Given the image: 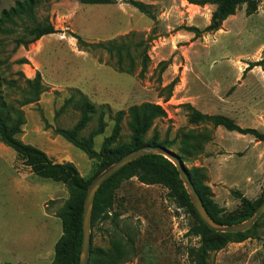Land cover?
<instances>
[{"label":"rangeland","instance_id":"1","mask_svg":"<svg viewBox=\"0 0 264 264\" xmlns=\"http://www.w3.org/2000/svg\"><path fill=\"white\" fill-rule=\"evenodd\" d=\"M17 1L23 0H0V16ZM129 1L84 5L78 0H36L35 22L17 18L16 32L0 34V93L23 114L18 138L57 163H73L89 179L96 161L56 133L78 123L81 97L96 107L83 136L97 129L103 114L106 128L94 140L97 152L111 136L119 111L126 115L116 145L130 141L129 108L156 104L166 116L154 122L147 139L156 129L160 141H175L170 149L177 153L183 135H210L204 150L185 165L202 170L213 200L226 215L240 210L242 198L258 201L264 190V142L210 123L192 124L189 107L224 115L228 106L222 100L233 94L235 121L264 133V66L245 73L249 63L264 59V0L258 16L247 18L243 5L220 31L201 37L184 27L206 28L215 5L136 0L147 6L146 14ZM47 20L59 33L16 48L24 27ZM75 35L93 46L82 47ZM109 44L118 50L110 52ZM21 59L28 63L20 64ZM38 73L41 94L34 101L33 85L26 79L33 81ZM71 97L74 102L63 108ZM168 194L163 185H146L137 177L125 180L115 197L113 214L119 218L103 213L92 219V249L109 250L120 242L127 255L124 264H191L188 251L201 242L190 234L197 221ZM69 196L63 183L35 175L0 141V264H51L63 234L58 214ZM208 261L264 264V218L249 238L231 240L223 250L211 252Z\"/></svg>","mask_w":264,"mask_h":264},{"label":"trees","instance_id":"2","mask_svg":"<svg viewBox=\"0 0 264 264\" xmlns=\"http://www.w3.org/2000/svg\"><path fill=\"white\" fill-rule=\"evenodd\" d=\"M84 5H108L113 4L116 0H78ZM192 4L206 6L215 5L216 9L212 14L210 24L203 30L197 27H184L196 37L205 34H214L222 29L224 22L237 14L239 8L246 5V15L252 16L258 13L260 0H188ZM129 3L139 11L150 14L147 6L139 1L130 0ZM36 0L17 1L9 9L3 10L0 16V34L14 33L15 28L19 27L16 19L26 16L35 22ZM59 33V30L50 22L38 23L33 26H26L22 33L15 39L16 48H28L30 45L39 41L45 36ZM82 47H90L78 35L74 36ZM110 52L118 50L116 46L106 45ZM20 64L28 63L27 59H21ZM264 59L258 62H251L245 70L249 72L256 67H263ZM40 74L32 81L26 79V83L33 85L31 96L34 101L40 97ZM81 118L78 123L71 129H56V133L66 141L83 151L91 160L97 163V170L94 175L85 179L81 176L78 168L70 162L57 163L53 161L43 150L22 142L18 136L22 132L24 125L23 114L16 107L7 102L0 93V141L11 148L21 163L29 168L35 175L63 183L69 191V199L65 202L58 216L62 220L63 234L55 246V257L51 264H80L82 244H83V222H84V204L87 191L91 182L106 168L120 160L123 156L131 151L145 146H162L171 148L175 141L165 139L160 141L158 130H154L151 138L147 139L149 131L152 129L154 122L166 116V111L159 105L144 103L142 105L131 106L128 110L130 121L128 123L131 131L130 141L126 144L116 145L122 131V121L126 115L125 111H119L116 114L115 126L111 136L104 140L102 149L97 152L94 149V140L97 136L104 133L106 125L103 114L100 117L99 126L88 136H83V132L88 124L92 121L96 107L86 97L80 99ZM71 97L67 100L63 108L73 103ZM190 108L189 121L192 124L210 123L215 128L222 127L230 132H237L241 135H251L258 141L264 142V133L254 128H243L231 117L221 114H205ZM210 140V135H197L189 132L181 137L180 148L177 154L184 163L188 162L193 156L204 150V144ZM192 182L197 192L201 196L205 207L212 218L223 225H234L248 220L256 211L258 206L264 200V190L260 199L252 202L242 198V205L239 211L234 214L226 215L225 209L220 207L213 200V192L210 186L204 181V174L201 169L193 168L188 170ZM137 177L146 185H163L169 190L168 197L179 206L186 208L195 218L197 223L190 230V234L201 239L200 246L192 247L188 251L191 264H210L208 259L211 252L223 250L228 243L243 242L250 237L255 231L256 225L249 231L239 234L218 233L210 230L200 219L192 204L190 196L180 179L177 168L172 162L162 155L144 156L131 164L127 165L111 179H109L98 191L93 211V220L99 219L101 214H113L116 191L122 186L127 179ZM113 219L119 218V214L112 215ZM264 218V216L262 217ZM257 224V223H256ZM126 250L122 243L118 242L109 250L92 249L89 264H124L126 259ZM27 264V263H22Z\"/></svg>","mask_w":264,"mask_h":264},{"label":"water","instance_id":"3","mask_svg":"<svg viewBox=\"0 0 264 264\" xmlns=\"http://www.w3.org/2000/svg\"><path fill=\"white\" fill-rule=\"evenodd\" d=\"M162 155L174 164L179 173L180 179L183 182L196 213L203 223L212 231L218 233L239 234L251 230L256 223L264 216V200L258 206L254 214L246 221L234 225H223L215 221L209 214L205 204L197 192L195 185L192 182L189 171L181 159V157L173 150L162 146H145L127 155L106 168L101 172L89 185L84 204V222H83V244L80 264H89L92 250V218L94 211V202L100 188L119 171L125 168L132 162L148 155Z\"/></svg>","mask_w":264,"mask_h":264},{"label":"crops","instance_id":"4","mask_svg":"<svg viewBox=\"0 0 264 264\" xmlns=\"http://www.w3.org/2000/svg\"><path fill=\"white\" fill-rule=\"evenodd\" d=\"M208 7H213L212 5H206V6H204L203 8H208ZM244 7H245V14H246V5H244ZM261 14V13H260ZM255 15H257L258 16V13H256V14H254V15H252V16H255ZM234 16H236V15H234ZM234 16H231V17H234ZM252 16H247L246 15V17L247 18H250V17H252ZM230 18H228L225 22H224V24H226V22L229 20ZM223 24V25H224ZM262 68V67H261ZM255 69V68H254ZM252 71V70H251ZM245 84V82H243L242 81V84L241 85H244ZM233 87V86H232ZM231 87V88H232ZM233 90V89H232ZM233 94H231L230 96H229V99H226V100H222L223 101V105H227L228 106V108H227V110H224L225 112H223V113H225L224 115L225 116H228V117H231L232 119H239L238 118V115H235L234 113H233V110H234V108H235V99H234V97L232 96ZM222 113V114H223ZM218 114V113H217ZM250 114H252V115H254V114H256V110H253V113H250ZM219 128V130H222L221 128L222 127H218ZM243 128H245V127H243ZM255 129V128H254ZM258 130V129H257ZM229 136H233V135H229ZM255 138V137H254ZM256 139V138H255ZM257 140V139H256ZM258 141V140H257ZM259 142H261V141H259ZM227 152H228V150H227ZM234 155V154H233Z\"/></svg>","mask_w":264,"mask_h":264}]
</instances>
